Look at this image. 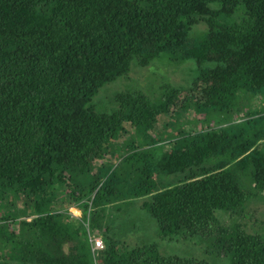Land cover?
<instances>
[{
    "label": "trees",
    "instance_id": "16d2710c",
    "mask_svg": "<svg viewBox=\"0 0 264 264\" xmlns=\"http://www.w3.org/2000/svg\"><path fill=\"white\" fill-rule=\"evenodd\" d=\"M237 14L241 22L219 21ZM201 23L208 31L193 42ZM165 53L196 60L191 87L166 86L160 104L121 92L112 112L93 105L135 61L146 68ZM263 96L264 0H0V212L9 208L0 243L8 261L97 264L89 222L108 243L104 264H210L164 256L158 243L115 240L110 210L127 197L142 200L162 241L202 236L230 252L231 264H264V232L227 228L217 217H242L264 201V111L240 116L244 97ZM163 116L180 133L156 141ZM127 125L142 143L114 152ZM11 198L35 217L20 223V236L6 227L17 216ZM67 202L82 219L69 221Z\"/></svg>",
    "mask_w": 264,
    "mask_h": 264
},
{
    "label": "rangeland",
    "instance_id": "374dc122",
    "mask_svg": "<svg viewBox=\"0 0 264 264\" xmlns=\"http://www.w3.org/2000/svg\"><path fill=\"white\" fill-rule=\"evenodd\" d=\"M219 8L218 5L214 6ZM219 21L225 23H237L242 21V15L237 14L232 17L220 16ZM208 26L205 23L193 28L190 33V39L193 42H198L207 33ZM199 78L198 64L195 59L184 60L179 55H170L168 53L162 54L160 57L154 60V62L146 68L140 67L135 61L132 65V70L129 75L119 79L115 83L106 86L95 98L93 105L97 107L99 111L112 112L117 106L115 103L116 96L121 92H143L146 94L154 104H160L164 100V88L168 85L173 88H189ZM245 98L243 102L244 106L241 109L240 116L245 117L246 113L253 111H264V96L250 100ZM249 102V104H248ZM196 113H191L190 118L196 117ZM201 117V116H197ZM189 118V117H188ZM188 118L184 121H188ZM164 119V120H163ZM168 123L167 126L165 122ZM186 121V122H187ZM125 132L118 138L120 142H116L117 148L114 152H117L123 145H127L133 140L137 144L142 143V139L134 133L132 125L125 127ZM180 133L178 127L173 123H170L169 117L163 116L156 126V133L153 135V139L156 141L160 139H169L172 136H177ZM109 154V153H108ZM109 161H112L108 158ZM172 182L177 183L179 178H172ZM249 187L252 188V182L246 180ZM96 193L86 201H89L91 206L92 200ZM13 215L16 216L15 221L11 225H7L10 233L17 236L21 235L20 223L31 222L35 217L30 216V210L25 206L21 200L11 198ZM113 208L110 210V220L107 227L111 228V234L115 240L121 241L128 245L130 248L137 246H143L145 244L158 243L160 252L164 256H178L181 258H194L197 260H205L210 264H231L232 254L225 250H220L212 239H208L202 236L189 238L179 236L173 241H162L158 238L159 225L158 222L152 218L147 211L142 210V200L129 199L123 197L112 203ZM68 206V217L70 220H78L83 218V210L79 205L70 204ZM108 207H106L107 209ZM246 214L242 217L239 215H232L230 213H224V211H218L217 217L227 228L228 225L236 223H247L250 233H263L264 230V201H254L246 209ZM9 214V208L0 212V217H6ZM220 215H222L223 220ZM0 224H3L0 222ZM4 225V224H3ZM89 222L85 223L86 228L89 227ZM88 229V228H87ZM93 237L102 238L93 232H90ZM12 240H14L12 238ZM106 242V241H105ZM107 246L108 243L106 242ZM0 243V264H11L8 261V252L2 248ZM95 257V255H94ZM97 264H104V258L95 257Z\"/></svg>",
    "mask_w": 264,
    "mask_h": 264
},
{
    "label": "built area",
    "instance_id": "2783aa9c",
    "mask_svg": "<svg viewBox=\"0 0 264 264\" xmlns=\"http://www.w3.org/2000/svg\"><path fill=\"white\" fill-rule=\"evenodd\" d=\"M87 228L90 231V226ZM90 236H91V241H92V245H93V253H94L95 257H101L102 258L103 254L107 250L106 242L102 238L93 237L91 234H90Z\"/></svg>",
    "mask_w": 264,
    "mask_h": 264
},
{
    "label": "clouds",
    "instance_id": "9594fccd",
    "mask_svg": "<svg viewBox=\"0 0 264 264\" xmlns=\"http://www.w3.org/2000/svg\"><path fill=\"white\" fill-rule=\"evenodd\" d=\"M91 232V230L89 231V233Z\"/></svg>",
    "mask_w": 264,
    "mask_h": 264
}]
</instances>
